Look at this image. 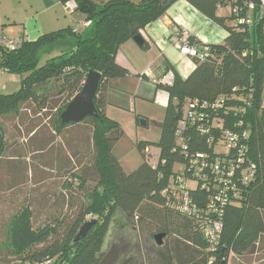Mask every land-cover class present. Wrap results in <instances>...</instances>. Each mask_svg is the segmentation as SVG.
<instances>
[{"label": "trees", "instance_id": "1", "mask_svg": "<svg viewBox=\"0 0 264 264\" xmlns=\"http://www.w3.org/2000/svg\"><path fill=\"white\" fill-rule=\"evenodd\" d=\"M60 1L63 7L71 1L76 3L73 15L81 13L86 23H91L88 35L68 29L44 35L34 42L21 38L23 44L13 51L0 45L1 72L19 77L21 84L15 93L0 94V161L8 148L1 126L4 118L10 115L21 118L23 106L29 103L34 105L35 113L42 114L48 110L50 99H61L58 108L53 106L57 117L55 133L61 135L68 127L79 126L62 125L60 117L81 91L88 74L93 71L102 75L100 90L110 81L128 77L129 72L116 62L122 45L165 17L181 0ZM186 1L224 28L228 37L224 44L205 46L189 37L190 44L197 46L198 54H208V57L191 59L196 67L187 79L171 71L172 86L157 84L169 96L157 144L158 165L154 166L144 157L136 171L125 172L113 154L124 131L106 116L104 99L96 97L99 117L83 122H91L92 169L97 174V184L90 193L91 202L61 240L54 239L58 219L34 227L31 208L21 209L13 217L10 231L9 255L19 261L13 264H43L48 260L52 264H101L109 227L118 211L129 220L154 228V239L157 235L177 238L203 255L204 264H228L230 255L242 257L252 253L264 237L261 0ZM251 2L255 4L253 10L248 8ZM221 7L229 8L230 17L219 16ZM69 39L75 40L73 49L60 50L59 56L40 66L43 50L56 43L63 45ZM148 47L145 43L143 49ZM194 115H197L195 121ZM36 134L34 130L31 138ZM232 136L234 141H229ZM137 147L144 153L148 148L144 142ZM197 155L208 156L210 162H219L222 170L225 169L218 176L221 180L218 186L193 179L189 164ZM207 174L212 177L210 172ZM70 176L77 182V177ZM82 185L80 182V188ZM221 194L227 196L226 202H211ZM186 196L192 209L208 215L206 222L221 226L212 245L200 228L201 217L184 213ZM211 205L214 212L209 211ZM88 222L94 225L76 242Z\"/></svg>", "mask_w": 264, "mask_h": 264}, {"label": "rangeland", "instance_id": "2", "mask_svg": "<svg viewBox=\"0 0 264 264\" xmlns=\"http://www.w3.org/2000/svg\"><path fill=\"white\" fill-rule=\"evenodd\" d=\"M94 1L101 3L103 0ZM186 34L181 32L179 39L189 38ZM57 45L60 43L43 50L40 66L60 55L61 49ZM139 51L143 57L148 54L146 50ZM155 56L156 52L149 54L150 61L147 66L154 64ZM147 59L149 60L148 57ZM169 74L167 73L163 79L165 80ZM11 80L17 83H12ZM129 81V77L122 80L127 89L130 88ZM20 87L19 77L2 72L0 94L15 93ZM129 99L126 93H116V101L123 105H127ZM60 100L50 99L48 110L42 114L35 113L32 109L34 105L29 103L23 106L25 109L21 112V118L16 119L10 115L1 121L8 148L0 161V264H13L18 261L17 257L9 255L10 231L13 217L25 206H29L33 212L34 227L58 219L59 228L54 239L61 240L72 229L84 207L91 202L90 193L97 184V174L92 169L91 122L86 121L75 128L68 127L61 135H55L57 117L53 106L58 108ZM123 109L110 110L114 121L124 131V136L113 148L114 156L127 174L136 171L143 164L144 157L157 166L159 162L157 144L161 138L165 107L151 105L145 108L146 116H141L139 122L136 120L137 114ZM143 120L146 124L141 123ZM34 130L37 134L31 138ZM141 142L146 143L148 147L145 153L137 147ZM63 146L71 152V158L77 156L75 159L77 170H72L71 174L64 171L58 176L56 173L64 170L66 165L70 166L72 161L64 154ZM40 150H43V154L37 153ZM55 151L59 152L57 157ZM40 168L55 171V177L52 172L47 173ZM72 174L77 177V182L72 177L68 182ZM62 176H65V181L62 180ZM80 182L84 184L83 188H80ZM47 185L51 187L45 189ZM153 232L154 228L140 225L134 219L129 220L118 211L109 227L101 264H204L203 255L195 253L177 238L165 237L157 241L152 236ZM228 264H264V237L252 253L242 257L230 255Z\"/></svg>", "mask_w": 264, "mask_h": 264}, {"label": "crops", "instance_id": "3", "mask_svg": "<svg viewBox=\"0 0 264 264\" xmlns=\"http://www.w3.org/2000/svg\"><path fill=\"white\" fill-rule=\"evenodd\" d=\"M218 14L230 17L229 8H219ZM85 23L86 17L81 13H76L73 16L67 15L60 0H0V39L23 38L26 41L34 42L44 35L68 29L88 35V27L84 26ZM178 32L187 33L186 35L193 37L204 46L224 44L228 37V32L224 28L192 7L186 0L178 1L170 8L165 17L149 25L142 32L141 35L145 43L149 45L147 49L140 48L132 40L124 43L119 50L116 62L129 72L130 81L128 84L130 88L124 87L123 79L110 81L107 87L101 88L98 96L105 101L103 110L108 118L114 120L110 113L111 108L131 110L138 115L137 120L141 116H146L145 108H149L151 105L167 107L168 93L158 88V82H161L167 73H172L171 71H175L181 78L187 79L196 67L189 57L181 53ZM74 45L75 40L69 39L63 45L57 46H60L61 50L68 51L73 49ZM139 50H146L147 56L143 57ZM155 52L157 56H155L154 64L147 66L150 61L149 54ZM11 82L17 83L12 80ZM4 89H6L5 86ZM116 93H126L130 97L127 105L116 101ZM63 147V152L72 160V165L70 163V166L66 165L64 170H59L60 172L56 173L58 176L64 171L71 174V169L76 170V157L71 158V152L65 146ZM39 153L43 154V152ZM55 153L57 157L59 152L55 151ZM40 169L47 173L52 172L55 177V171L47 168ZM65 179V176H62V180L65 181ZM70 180L71 176L68 181ZM50 187L47 185L45 189Z\"/></svg>", "mask_w": 264, "mask_h": 264}, {"label": "built area", "instance_id": "4", "mask_svg": "<svg viewBox=\"0 0 264 264\" xmlns=\"http://www.w3.org/2000/svg\"><path fill=\"white\" fill-rule=\"evenodd\" d=\"M77 5L75 2L71 1L68 2L64 5V10L66 12L67 15L72 16L73 13L76 11ZM248 8L250 10H253L255 8V4L254 3H249ZM260 16L263 17L264 16V0H261V8H260ZM242 23H244V21H241ZM91 23L87 22L84 24L85 27H90ZM178 41H180V51L182 54H184L185 56L189 57L190 59L192 58H200L201 60L205 59L206 57H208V54L205 55H199L198 54V49L196 45H191L189 38L184 37L183 39H179ZM23 44V40L21 38L18 39H7V38H1L0 39V45L3 46L4 48L13 51L16 50L17 48L21 47V45ZM2 72L0 70V76H1ZM174 81V76L172 73H170L169 75H167L166 79L161 81V84L168 85L171 86L173 84ZM202 118V116H201ZM197 119V115H194V119L193 121H195ZM229 141H234L233 136L230 137ZM191 163L189 164V168H190V173L193 176V179H200L205 183H213L215 185L218 186L219 183H221L220 178L218 177L222 172L225 171V169L222 170V168L220 167V163L216 162V163H212L209 161L208 156H204V155H197L194 156L191 160ZM207 172H210L212 177H209V175L207 174ZM176 197V194L174 195ZM182 200V199H181ZM183 201H186V205H185V210L184 213H186L189 217H201V220H203V223H200V228L202 231H204L206 233L207 238L209 239V243L212 245V243L215 241V239L217 238V236L220 234L221 232V226L220 225H215V223H208L206 222V218L208 215H203L202 213L195 211L194 209H192L188 204V197L186 196L185 198H183ZM216 201H227V196L226 195H218V197H216L215 199L211 200V202L216 204ZM210 212H214L213 206L211 205ZM213 247V246H212ZM43 264H52V261H46Z\"/></svg>", "mask_w": 264, "mask_h": 264}, {"label": "water", "instance_id": "5", "mask_svg": "<svg viewBox=\"0 0 264 264\" xmlns=\"http://www.w3.org/2000/svg\"><path fill=\"white\" fill-rule=\"evenodd\" d=\"M133 41L141 48L145 46V41L142 35L134 37ZM102 75L98 72L91 71L81 91L73 98L61 114L62 125H79L89 118H98V110L96 108L95 99L100 91ZM146 122L141 121L142 124ZM94 225L92 222L86 223L79 232L76 242L85 237L89 229ZM164 238V235H157L155 239L159 241Z\"/></svg>", "mask_w": 264, "mask_h": 264}, {"label": "flooded vegetation", "instance_id": "6", "mask_svg": "<svg viewBox=\"0 0 264 264\" xmlns=\"http://www.w3.org/2000/svg\"><path fill=\"white\" fill-rule=\"evenodd\" d=\"M173 82H174V81H173ZM158 84L163 85V84H161V83H159V82H158ZM172 85H173V84H172ZM172 85H171V86H172ZM163 86H164V85H163ZM165 87H168V85H165ZM154 156H155V155H154Z\"/></svg>", "mask_w": 264, "mask_h": 264}, {"label": "clouds", "instance_id": "7", "mask_svg": "<svg viewBox=\"0 0 264 264\" xmlns=\"http://www.w3.org/2000/svg\"><path fill=\"white\" fill-rule=\"evenodd\" d=\"M159 83H161V82H159Z\"/></svg>", "mask_w": 264, "mask_h": 264}]
</instances>
